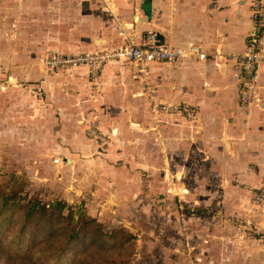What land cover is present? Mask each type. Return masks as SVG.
<instances>
[{
	"label": "crops",
	"instance_id": "crops-1",
	"mask_svg": "<svg viewBox=\"0 0 264 264\" xmlns=\"http://www.w3.org/2000/svg\"><path fill=\"white\" fill-rule=\"evenodd\" d=\"M250 3L0 0V157L12 155L30 175L53 171L68 203L77 195L97 201L111 186L107 174L126 187L146 170L166 180L161 193L176 208L194 211L189 227L204 222V240L222 242V264H264L260 240L249 237L252 228L264 234V205L253 199L264 190V64L247 106L234 73L252 26ZM150 31L173 46L197 44L205 58L150 63L147 78L126 59L108 61L95 79L86 65L42 68L49 51L121 49ZM159 104H186L193 116L153 110ZM93 120L105 142L88 136Z\"/></svg>",
	"mask_w": 264,
	"mask_h": 264
},
{
	"label": "rangeland",
	"instance_id": "rangeland-1",
	"mask_svg": "<svg viewBox=\"0 0 264 264\" xmlns=\"http://www.w3.org/2000/svg\"><path fill=\"white\" fill-rule=\"evenodd\" d=\"M12 158V155L3 157L2 151L0 184H6L7 192L11 189L19 190V196H25L22 201L33 197L46 204L66 200L59 187L52 185L53 182L60 181L59 177L53 179V171L46 174L44 171H33L30 175L24 169V164L13 163ZM53 158L51 157L52 162ZM63 164L66 165L65 161ZM54 169L53 167L52 170ZM138 170L139 177L132 179L131 184H126V187L125 182L120 184V181L109 178L111 174H107L105 180L111 186L97 196V201L77 195L69 203L65 201L68 204L65 212L73 216L77 225L81 223L80 217L94 218L101 222L106 231L121 226L129 230L134 235V246L127 264H222V242L210 238L211 236L204 240L206 233L200 229L204 227V222L197 220V225H187L189 213L194 211L176 208L173 196L161 193L163 181L166 182L164 178L160 182L150 172L139 168ZM81 180L84 179L80 178L77 184L84 183ZM93 185L96 184L92 183L90 187ZM254 230H250L252 233L249 237L260 240V249L264 248V234L258 229ZM226 249L231 252L227 246ZM198 253L202 257L196 258ZM224 261L228 262V259Z\"/></svg>",
	"mask_w": 264,
	"mask_h": 264
},
{
	"label": "trees",
	"instance_id": "trees-1",
	"mask_svg": "<svg viewBox=\"0 0 264 264\" xmlns=\"http://www.w3.org/2000/svg\"><path fill=\"white\" fill-rule=\"evenodd\" d=\"M18 191L0 184V264H127L134 235L125 227L81 217L77 225L64 200L22 201Z\"/></svg>",
	"mask_w": 264,
	"mask_h": 264
},
{
	"label": "built area",
	"instance_id": "built-area-1",
	"mask_svg": "<svg viewBox=\"0 0 264 264\" xmlns=\"http://www.w3.org/2000/svg\"><path fill=\"white\" fill-rule=\"evenodd\" d=\"M263 1L251 0L252 26L247 34L244 50L234 56V73L239 79L237 92L242 106H247L255 100L259 69L264 64V21L260 17ZM205 55L206 53L197 44L188 43L185 46H173L163 42L156 32L150 31L146 34L143 43H130L121 49L84 51L74 54L52 50L41 58V64L46 72L86 65L90 70L91 77L95 79L99 76L103 65L108 61L126 59L135 62L140 73L147 78L148 64L150 63L156 61L172 62L182 57L204 59ZM222 57V54L218 55V58ZM4 74H6V68L0 64V77ZM32 92L38 98L42 96V89L39 87L34 88ZM152 108L164 113H183L188 117L193 116L192 109L186 104H159L154 105ZM87 134L94 142L102 143L106 141L104 134L98 128L96 120L89 124ZM59 161V158H54V162ZM253 199L255 203L263 206L264 190L260 189Z\"/></svg>",
	"mask_w": 264,
	"mask_h": 264
}]
</instances>
